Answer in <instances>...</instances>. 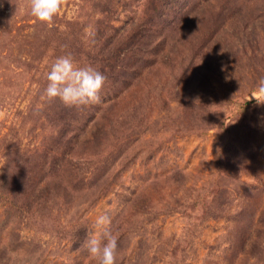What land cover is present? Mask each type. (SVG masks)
<instances>
[{"label": "rangeland", "instance_id": "obj_1", "mask_svg": "<svg viewBox=\"0 0 264 264\" xmlns=\"http://www.w3.org/2000/svg\"><path fill=\"white\" fill-rule=\"evenodd\" d=\"M100 101L45 93L56 58ZM264 0H0V264H264ZM106 242V241H105Z\"/></svg>", "mask_w": 264, "mask_h": 264}, {"label": "clouds", "instance_id": "obj_2", "mask_svg": "<svg viewBox=\"0 0 264 264\" xmlns=\"http://www.w3.org/2000/svg\"><path fill=\"white\" fill-rule=\"evenodd\" d=\"M61 6L62 0H31V14L40 21L51 23ZM46 78V97L49 100L58 97L70 107L98 103L106 80L105 75L93 66H75L70 55L56 58ZM253 96L258 102L264 103V99ZM110 223L109 216H99L96 227L100 229V235H93L86 241L89 253L99 259V264H115L118 241L108 228Z\"/></svg>", "mask_w": 264, "mask_h": 264}]
</instances>
